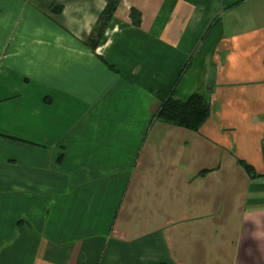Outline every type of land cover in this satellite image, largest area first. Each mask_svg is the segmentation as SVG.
<instances>
[{
    "label": "crops",
    "instance_id": "crops-1",
    "mask_svg": "<svg viewBox=\"0 0 264 264\" xmlns=\"http://www.w3.org/2000/svg\"><path fill=\"white\" fill-rule=\"evenodd\" d=\"M106 4L0 0V264H264V0Z\"/></svg>",
    "mask_w": 264,
    "mask_h": 264
},
{
    "label": "trees",
    "instance_id": "trees-1",
    "mask_svg": "<svg viewBox=\"0 0 264 264\" xmlns=\"http://www.w3.org/2000/svg\"><path fill=\"white\" fill-rule=\"evenodd\" d=\"M119 2L120 0H107V4L102 13L100 14L98 21L92 29V32L88 39V46L92 51H94L97 47L104 33V30L108 22L111 20ZM130 17L133 24L136 25L139 23L140 14L137 10L131 9ZM189 63L190 61H187V63L183 65L182 70L178 75L174 86L171 89L167 91H154L157 97L159 98L160 104L158 109L151 115L149 124L152 123V121L157 120L166 124L197 131L208 118L210 111V102L208 97L209 91L207 93L201 90H197L191 93L185 99H180L175 96V87L181 80L185 71L187 70ZM108 65L112 67L110 64ZM208 75V85L210 87L209 90H211L213 88V70H210L208 72ZM235 161L250 179H254L260 176L255 172L254 167L251 164L247 163L246 161L240 158H236ZM210 170L211 169L202 170L199 172V175L204 176ZM153 264L166 263L159 262Z\"/></svg>",
    "mask_w": 264,
    "mask_h": 264
}]
</instances>
